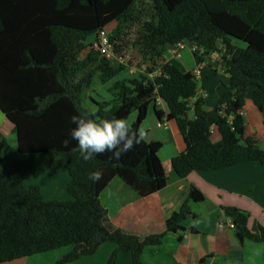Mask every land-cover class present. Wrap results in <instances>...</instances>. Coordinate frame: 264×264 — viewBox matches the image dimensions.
Returning <instances> with one entry per match:
<instances>
[{"label":"trees","instance_id":"1","mask_svg":"<svg viewBox=\"0 0 264 264\" xmlns=\"http://www.w3.org/2000/svg\"><path fill=\"white\" fill-rule=\"evenodd\" d=\"M204 1L0 0V109L14 123L18 150L45 153L51 168L67 169L73 195L71 200L46 199L40 186H27L19 174L4 169L7 139L0 138V264L71 246L52 263L65 264L93 254L106 241L117 245L106 264H115L118 251L126 247L134 264H146L141 257L146 246L185 229L183 222L194 216L189 200L167 218L165 231L145 237L105 223L108 211L101 194L115 177L141 196L167 185L159 156L163 142L147 141L139 132L158 98L168 108L166 113L155 107L159 120H175L186 145L171 159L180 177L249 161L264 169V148L257 137L245 136L241 113L249 87L264 112V0H208V7ZM210 1L222 9L211 10ZM111 24L117 55L124 38L138 27L134 43L151 65L137 76L117 78L126 64L92 46L84 60L78 59L89 38ZM182 41L194 44L198 63L210 52L223 51L228 79L211 109L198 96L197 74L165 59L169 46ZM149 73L156 74L152 78ZM96 78L110 83L111 98L90 96L92 106H87L86 91ZM133 113L137 116L129 123ZM214 126L219 141L211 138ZM189 199L202 201L203 192L192 184ZM223 210L241 241L264 244V225L254 232L245 210Z\"/></svg>","mask_w":264,"mask_h":264},{"label":"crops","instance_id":"2","mask_svg":"<svg viewBox=\"0 0 264 264\" xmlns=\"http://www.w3.org/2000/svg\"><path fill=\"white\" fill-rule=\"evenodd\" d=\"M186 42L193 49L194 44L189 41L173 44L166 51L165 59L175 62L185 71L195 72L197 77L201 76L203 69H209L210 73L220 71L209 61L218 57V51L204 55L201 63H198L195 55L196 66L192 70L183 67L177 58ZM219 46L221 47L220 44ZM224 73L220 76L222 85L217 87L212 107H207L209 91L199 83L201 89L198 96L204 97L206 109L213 108L223 93L224 82L228 79V74ZM110 98L111 96L108 99ZM195 100L193 98L191 103ZM86 105L92 106L91 102ZM155 107L168 112L164 101L158 98L141 123L139 132L147 141H161L164 138L172 143L174 153L167 159L168 166L162 160L168 174L167 185L153 194L141 196L124 179L115 177L101 194L108 211L105 223L110 229L121 228L125 232L145 237L165 231L167 218L189 200L194 216L183 222L184 230L168 232L161 244L146 246L141 256L146 264H199L205 256H208L205 264H264V244L249 238L241 241L238 230L231 226L232 221L225 216L223 210V206H237L245 210L249 214L248 226L254 232L259 230L260 225H264V169L260 162H242L218 170H194L187 177H180L173 169L171 159L185 149V142L182 141L176 121L166 118L160 121ZM192 112L189 113L190 117L194 116ZM241 113L245 120V136L257 137L258 143L264 148V112L253 101V87L247 90L246 103ZM136 116V113L131 114L132 118L130 120L129 117L128 122L132 123ZM149 120L151 122L147 123ZM163 126L168 133L161 137L156 134V130ZM3 137L7 139L5 160L1 163L4 169L19 174L27 186H40L46 199H73L67 189V183L71 180L68 170L51 168L45 153H21L18 150V135L14 123L0 109V138ZM211 138L213 141L220 140L221 134L217 126L213 127ZM192 184L203 192L202 201L189 199ZM192 227L196 231H192ZM116 246L114 242L106 241L93 254L65 264H106ZM71 248L65 246L2 264H52ZM115 264H134L131 249H120Z\"/></svg>","mask_w":264,"mask_h":264},{"label":"rangeland","instance_id":"3","mask_svg":"<svg viewBox=\"0 0 264 264\" xmlns=\"http://www.w3.org/2000/svg\"><path fill=\"white\" fill-rule=\"evenodd\" d=\"M205 1L208 2V0H205ZM213 1H215L213 3H216V1H218V0H213ZM207 2H205V3L208 7ZM209 7H211V10H215V11L222 9L221 4H220V7H218L217 4L216 5L212 4L211 1L209 2ZM114 25L115 24L109 25L107 30L110 31ZM138 30H139L138 27L135 26L134 29L132 30V32L130 34H128L124 38V41L122 42L123 48L120 51V53L118 54V56L122 57V60L126 64L127 68L117 78L137 76L143 69H145V67L151 65V61L149 59V56L146 54H143L140 51V47L135 45V43H134V42L139 41L138 40V38H139ZM92 37L89 38V40H91V41H87L88 46H86L78 54L79 60H84L86 58V56L88 55V53L90 52L93 40L95 38V37L94 38H92ZM89 42L91 43V45H89L90 44ZM219 44L221 45V48H222L221 42ZM100 53H101V51H100ZM217 53L219 54V55H217L218 57H216V59H214V60L212 58L211 59L209 58L210 59L209 61L213 67L219 68L220 71L218 70V72L215 71V73H210L208 71L209 69H203L201 76H198L199 83H201L203 86H206V88L210 94V98L207 101V107H212L213 100L216 96L215 94L217 93V87H218V85H220V86L222 85V83L219 81V79L221 78L220 76H221V74L223 75V74H225L224 72H226V71H222L224 69V66L222 64V59H221L223 51H218ZM177 59L179 62H181V64H183V67H185L186 69L192 70L196 66L195 65L194 47H193V49H191L189 43L186 42L185 47L181 50V55L178 56ZM95 64L96 63L91 64V68L93 66H95ZM79 72L82 73V71H79ZM109 85H110V83L102 84L96 78L94 80L92 87L86 91V100H85L86 104L90 103L89 96H93L97 100L108 99L109 96H111L110 93L108 92V89H107ZM200 87L201 86H199V89H201ZM199 92H200V90H199ZM131 118L132 117H130V120H131ZM150 122L151 121L149 120L147 123H150ZM166 133H168V130L165 128V126L156 130V134L161 135V137H164L163 135H165ZM161 141L163 142V147L161 148V150L159 152V156H160L161 160H163V162L167 165V159L171 153L172 154L174 153V148L172 146V143L169 142L168 140L161 138ZM182 141H183V139H182Z\"/></svg>","mask_w":264,"mask_h":264},{"label":"built area","instance_id":"4","mask_svg":"<svg viewBox=\"0 0 264 264\" xmlns=\"http://www.w3.org/2000/svg\"><path fill=\"white\" fill-rule=\"evenodd\" d=\"M182 42H179L178 44H181ZM92 47L97 49V50H100L101 53L106 57L117 58L119 61L123 62L122 57L118 56L114 52V44L111 41L110 33L105 28L98 31V33L96 34V36L93 40ZM177 55H180V53H177ZM155 74L156 73H149V75L152 78H154ZM231 226L234 227V224L232 222H231Z\"/></svg>","mask_w":264,"mask_h":264}]
</instances>
